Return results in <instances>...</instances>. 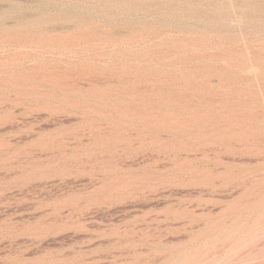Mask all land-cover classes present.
<instances>
[{"label": "rangeland", "instance_id": "rangeland-1", "mask_svg": "<svg viewBox=\"0 0 264 264\" xmlns=\"http://www.w3.org/2000/svg\"><path fill=\"white\" fill-rule=\"evenodd\" d=\"M263 88L264 0H0V264H175L242 185L159 182L168 147L197 110H247L264 132ZM211 150L188 159L264 166Z\"/></svg>", "mask_w": 264, "mask_h": 264}, {"label": "bare ground", "instance_id": "bare-ground-1", "mask_svg": "<svg viewBox=\"0 0 264 264\" xmlns=\"http://www.w3.org/2000/svg\"><path fill=\"white\" fill-rule=\"evenodd\" d=\"M259 65V64H258ZM202 66V65H201ZM208 68V67H207ZM263 69V68H262ZM205 70V69H204ZM260 70V69H259ZM256 71V70H255ZM253 73V72H252ZM262 75V74H261ZM255 76V75H254ZM178 78V77H177ZM218 78V76H217ZM220 78V76H219ZM220 80V79H219ZM238 80V79H237ZM258 80V79H257ZM182 81V80H181ZM194 81V80H193ZM228 81V80H227ZM245 81V80H244ZM229 82V81H228ZM227 82V83H228ZM176 83V82H175ZM221 83V82H220ZM223 83V82H222ZM156 84V83H155ZM170 84V83H169ZM174 84V83H173ZM179 84V83H178ZM191 85V84H190ZM213 85V84H212ZM249 85V84H248ZM175 86V85H174ZM184 86V85H183ZM197 86V85H196ZM220 87V86H219ZM238 87V86H237ZM240 87V86H239ZM252 87V86H251ZM182 88V86H181ZM216 88V87H215ZM180 89V88H179ZM224 89V88H223ZM264 89V88H263ZM195 90V89H194ZM214 90V89H213ZM212 90V91H213ZM220 90V89H219ZM233 90V89H232ZM230 90V91H232ZM262 90V89H261ZM127 91V90H126ZM229 91V90H228ZM236 91V90H234ZM243 91V90H242ZM257 91V90H256ZM260 91V90H259ZM152 92V91H151ZM156 92V91H155ZM193 92V91H192ZM227 92V91H226ZM147 93V92H146ZM222 93V92H221ZM243 93V92H241ZM240 93V94H241ZM246 93V92H245ZM264 93V91H263ZM154 94V93H153ZM178 94V93H177ZM204 94V93H202ZM239 94V93H238ZM239 94V95H240ZM244 94V93H243ZM176 95V94H175ZM182 95V93H181ZM192 95V94H191ZM207 95V94H206ZM214 95H216L214 93ZM213 95V96H214ZM225 95V94H224ZM242 95V94H241ZM261 95V94H260ZM115 96V95H114ZM185 96V95H184ZM193 96V95H192ZM223 96V95H222ZM245 96V95H244ZM243 96V97H244ZM248 96V95H247ZM246 96V97H247ZM154 97V96H153ZM157 97V96H156ZM224 97V96H223ZM250 97V96H249ZM259 97V96H258ZM171 98V97H170ZM185 98H187L185 96ZM184 98V99H185ZM225 98V97H224ZM237 98V97H236ZM241 98V97H240ZM262 98V97H261ZM129 99V98H127ZM176 99V98H175ZM183 99V98H182ZM197 99V98H196ZM201 99V98H200ZM205 99V98H204ZM207 99V98H206ZM235 99V98H234ZM246 100V98H244ZM86 100V99H85ZM141 100V99H140ZM145 100V99H144ZM162 100V99H161ZM178 100V99H177ZM208 100V99H207ZM228 100V99H227ZM237 101V99H235ZM102 101V100H101ZM155 101V99H154ZM153 101V102H154ZM188 101V100H187ZM186 101V102H187ZM223 101V100H222ZM235 101V102H236ZM250 101V100H248ZM256 101V100H255ZM262 100H260L261 102ZM126 102V101H125ZM163 102V101H162ZM169 102V101H168ZM173 102V100H172ZM185 102V101H184ZM239 102V99H238ZM245 102V101H244ZM100 103V102H99ZM134 103V102H133ZM155 103V102H154ZM158 103V102H157ZM211 103V102H210ZM105 104V103H104ZM111 104V103H110ZM124 104V103H123ZM126 104V103H125ZM170 104V103H169ZM180 104V103H179ZM188 104V103H187ZM190 104V102H189ZM235 104V103H234ZM243 104V102H242ZM112 105V104H111ZM198 105V104H196ZM209 105V104H208ZM222 105V104H221ZM229 105V103H228ZM240 105V103H239ZM251 105V104H250ZM253 105V104H252ZM94 106V105H93ZM113 106V105H112ZM115 106V105H114ZM142 106V105H141ZM158 106V105H157ZM176 106V105H173ZM202 106V105H201ZM211 106V105H210ZM216 106V105H215ZM224 106V105H223ZM243 106V105H242ZM99 107V106H98ZM130 107V105H129ZM167 107V106H166ZM194 107V106H193ZM212 107V106H211ZM222 107V106H221ZM225 107V106H224ZM249 107V106H247ZM68 108V107H67ZM87 108V106H86ZM85 108V109H86ZM90 108V107H88ZM114 108V107H113ZM187 108V107H186ZM190 108V107H189ZM192 108V107H191ZM214 108V107H213ZM212 108V109H213ZM217 108V107H216ZM220 108V107H219ZM230 108V107H229ZM234 108V107H232ZM236 108V106H235ZM255 108V107H253ZM55 109V108H54ZM96 109V108H95ZM112 109V107H110ZM117 109V106H116ZM115 109V111H117ZM131 109V108H130ZM173 109V108H172ZM238 109V108H237ZM245 109V106H244ZM260 109V108H259ZM264 109V108H263ZM78 110V109H77ZM90 110V109H89ZM97 110V109H96ZM120 110V107H119ZM118 110V112H119ZM133 110V109H132ZM151 110V109H150ZM174 110V109H173ZM176 110V109H175ZM184 110V109H183ZM201 110V109H200ZM210 110V109H208ZM214 110V109H213ZM256 110V109H255ZM254 110V111H255ZM80 111V110H79ZM94 111V110H93ZM98 111V110H97ZM105 111V110H104ZM124 111V110H123ZM155 111V110H154ZM166 111V110H165ZM192 111V110H190ZM218 113V110H215ZM246 111V113L244 112ZM241 109L240 110H232L223 108L219 109V116L217 119L213 116L210 118H206V116L202 117L200 114H195L198 112V110L194 113L195 116L188 117L186 114L182 121H181V129L177 130V133L182 134H190V137H187L186 139H178L176 143L170 145L168 147L169 150L173 151L174 154H176V160L174 162L173 167V174L171 177H163L162 181H165L166 184L168 182L175 183V184H188L192 186L194 183L197 186L198 184H203L201 186H204L205 184L212 185L215 183V180L217 178L223 179V183H234V179L238 181L239 186L242 185V190H239L240 196L235 198L233 201L231 200L227 201L229 203L223 204V207L220 206L219 212H214L215 210H206L201 212L200 217L204 218L206 221L205 225L202 227V229L199 231V233L196 235V232L194 233L195 237L192 239L189 238V242L187 245H192L189 249L181 250L182 253H179L178 259L174 258L175 264H208L210 262L209 260L213 261V259H216L217 257H220L221 255H225L226 252H229L231 250H236L237 254L235 256V262L234 264H264V132L258 128L256 123L255 125H252L250 123L251 119L254 118L247 114V110ZM253 111V110H252ZM90 112V111H89ZM108 112V111H107ZM111 112V111H110ZM113 112V111H112ZM172 112V111H171ZM180 112V111H179ZM178 112V113H179ZM204 112V111H203ZM259 112V111H258ZM264 112V111H263ZM92 113V112H91ZM99 114L98 112H95V114ZM123 113V112H122ZM177 113V114H178ZM182 113V112H181ZM179 113V114H181ZM208 113V112H207ZM260 113H262L260 111ZM90 114V113H89ZM93 114V113H92ZM116 114V113H115ZM121 114V113H120ZM119 114V115H120ZM131 114V113H130ZM129 114V116H131ZM135 114V113H134ZM137 114V112H136ZM142 114V112H141ZM166 114V113H165ZM189 114H191L189 112ZM212 114V113H211ZM253 114V113H251ZM255 114V113H254ZM87 115V113H86ZM94 115V114H93ZM101 115V112H100ZM108 115V114H106ZM133 115V114H132ZM145 115V114H143ZM152 115V114H151ZM175 115V114H174ZM193 115V114H192ZM258 115V114H257ZM261 115V114H260ZM259 115V116H260ZM209 116V115H208ZM216 116V115H215ZM123 117V116H122ZM138 117V116H137ZM160 117V115H159ZM169 117V116H168ZM176 117V116H175ZM179 117V116H178ZM183 117V116H182ZM256 117V116H255ZM263 117V116H262ZM147 118V117H146ZM149 118V117H148ZM173 118V117H172ZM135 119V118H134ZM170 119V118H169ZM179 118L176 120L178 121ZM192 119V120H191ZM216 119V120H214ZM255 119V118H254ZM253 119V120H254ZM110 120V119H109ZM117 120V119H116ZM152 120V119H151ZM150 120V121H151ZM258 120V118H257ZM261 120V118H260ZM166 121V120H165ZM87 122V121H86ZM152 122V121H151ZM254 122V121H253ZM252 122V123H253ZM88 123V122H87ZM90 123V122H89ZM176 123V122H174ZM179 123V121H178ZM117 124V123H116ZM157 124V123H156ZM173 124V123H172ZM185 124V125H184ZM261 124V123H260ZM263 124V123H262ZM261 124V125H262ZM168 125V124H167ZM166 125V126H167ZM264 125V124H263ZM158 126V124L156 125ZM175 126V125H174ZM179 127V125H177ZM134 127V126H133ZM262 127V126H261ZM113 129V128H112ZM172 129V128H171ZM177 129V127L175 128ZM124 130V129H123ZM153 130V129H152ZM110 132V131H109ZM115 132V131H114ZM113 132V133H114ZM192 133H196V135H193ZM99 134V133H98ZM111 134V133H110ZM167 134V133H166ZM193 135V136H192ZM99 136V135H98ZM173 136V135H172ZM181 136V135H180ZM116 137V136H115ZM179 137V136H178ZM177 137V138H178ZM115 139V138H114ZM167 140V139H165ZM174 142V141H173ZM153 143V142H152ZM172 143V142H171ZM207 149H219L222 151H227L230 153L235 154H249V156L255 157L254 159H258V161H254L263 168H258V170L255 169L254 174L243 176L237 173L231 172L230 170H227L225 166V172L221 173L217 171V173H221L218 175L216 174L211 168V166L208 165L209 169H213L211 174L208 173V170L205 171V169H201L199 166L200 158L198 159V163L194 165L193 163L196 162H190L192 158L188 159L189 156L197 155L198 153L206 154ZM164 150V149H163ZM162 150V152H163ZM211 150V151H212ZM214 150V151H217ZM184 151V153H182ZM213 151V152H214ZM186 152V153H185ZM202 154H198L200 156H203ZM213 154V153H212ZM219 154V153H218ZM186 155L185 158H183ZM207 155V154H206ZM209 155V154H208ZM223 155V153H222ZM244 155V157H245ZM175 156V155H174ZM199 156V157H200ZM212 156V155H210ZM209 156V157H210ZM229 156V155H227ZM240 156V155H238ZM194 157L193 160L194 161ZM217 157V156H216ZM224 157V156H223ZM248 157V156H247ZM251 157V158H253ZM202 158V157H201ZM206 158V157H205ZM203 158V159H205ZM212 158V157H210ZM222 158V157H221ZM228 158V157H227ZM240 158V157H239ZM238 158V159H239ZM249 158V157H248ZM196 159V158H195ZM220 159V158H219ZM236 159V158H235ZM245 159V158H241ZM190 160V161H189ZM249 160V159H248ZM213 161V160H212ZM215 161V160H214ZM173 162V161H172ZM242 162V161H241ZM244 162V161H243ZM249 162V161H248ZM258 164H256L258 166ZM172 165V164H171ZM200 161V166H201ZM253 165V164H252ZM205 165V163L203 164ZM228 167V165H227ZM206 168V167H204ZM171 169V168H170ZM207 169V168H206ZM232 169V168H230ZM211 170L209 172H211ZM234 170V169H233ZM236 170V169H235ZM247 170V169H246ZM245 170V171H246ZM223 171V170H222ZM239 172V170H237ZM235 171V172H237ZM171 172V171H170ZM242 172V171H241ZM244 172V171H243ZM242 172V173H243ZM253 172V171H252ZM241 173V174H242ZM247 173V172H246ZM249 173V172H248ZM171 175V174H170ZM240 175V176H239ZM169 176V175H168ZM133 181V180H132ZM218 183V180H216ZM221 182V180H219ZM236 181V182H237ZM140 182V181H139ZM193 183V184H192ZM109 184V183H107ZM133 184V182L131 183ZM136 184V183H135ZM179 184V185H180ZM112 185V184H111ZM128 185V184H127ZM218 186L219 184H214V186ZM106 184H103L100 189H104ZM206 186V185H205ZM208 186V185H207ZM225 186V185H224ZM222 186V187H224ZM230 186V185H229ZM236 183V187H237ZM127 187V186H126ZM131 187V186H129ZM212 187V186H211ZM228 187V186H225ZM224 187V188H225ZM235 187V185L233 186ZM107 188V187H106ZM125 187L123 186V189ZM209 188V187H208ZM213 188V187H212ZM219 188V187H218ZM238 188V187H237ZM119 189V187H118ZM126 188L125 190H127ZM122 190V187L121 189ZM118 190V191H119ZM117 191V193H119ZM123 191V190H122ZM121 191V193H123ZM242 191V193L240 192ZM131 192V191H130ZM126 193V191H125ZM112 194V193H111ZM128 194V193H127ZM117 195V194H115ZM129 195V194H128ZM238 195V193L236 194ZM208 205V204H207ZM213 207V206H212ZM217 208V207H216ZM216 210V211H217ZM185 211V210H184ZM188 211V210H187ZM197 212V211H196ZM184 213V212H182ZM188 214L189 211L187 212ZM194 213V211H193ZM196 214V213H195ZM183 215V214H182ZM185 216V215H184ZM194 216V215H193ZM192 218V217H191ZM194 218V217H193ZM201 220V219H199ZM191 221V220H190ZM184 222V221H183ZM193 222V221H192ZM229 222H231V225H228ZM200 223V222H199ZM194 225V224H193ZM199 225V224H196ZM201 226V225H200ZM188 228V227H187ZM192 228V227H191ZM190 228V229H191ZM194 228V227H193ZM196 228V227H195ZM183 235V234H182ZM181 236V235H180ZM177 238V237H176ZM137 240V239H136ZM203 240V243H200ZM188 241V240H187ZM214 241H220L219 245L212 246L210 243ZM187 243V242H186ZM215 243V242H214ZM181 245V244H180ZM185 245V244H184ZM184 247V246H183ZM182 247V248H183ZM194 249V252L192 251ZM192 251V253H190ZM170 253V252H169ZM173 253V252H172ZM175 253V252H174ZM230 253V252H229ZM181 254V255H180ZM168 256V254H167ZM175 256V255H174ZM173 256V257H174ZM136 257H138L136 255ZM133 258V259H136ZM164 257V256H163ZM222 257V256H221ZM220 257V258H221ZM224 257V256H223ZM166 258V257H165ZM169 259L171 257H168ZM228 258V257H227ZM161 259V257H160ZM218 259V258H217ZM222 259V258H221ZM220 259V260H221ZM224 259V258H223ZM233 259V260H234ZM169 260L166 259L165 262H168ZM134 262H137L134 260ZM223 262H226L224 260L221 261L219 264H224ZM234 262V261H233ZM163 263V262H162ZM172 263V262H171ZM212 264V263H211ZM228 264V263H227ZM231 264V263H230Z\"/></svg>", "mask_w": 264, "mask_h": 264}]
</instances>
